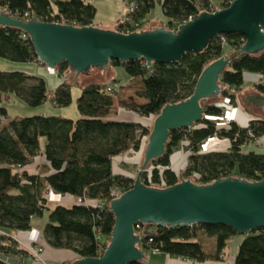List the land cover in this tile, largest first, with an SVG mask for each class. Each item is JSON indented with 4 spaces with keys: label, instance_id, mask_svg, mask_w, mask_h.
Listing matches in <instances>:
<instances>
[{
    "label": "trees",
    "instance_id": "1",
    "mask_svg": "<svg viewBox=\"0 0 264 264\" xmlns=\"http://www.w3.org/2000/svg\"><path fill=\"white\" fill-rule=\"evenodd\" d=\"M156 1L166 18L164 25L170 30L202 11L208 12L211 4L210 0H127V4L134 3V9L125 15L127 20L124 17L117 22L115 30L128 33L145 29ZM218 1L220 7L230 4V0ZM0 7L22 20L36 18L75 26L94 25L96 13L91 0H0ZM223 37L225 42L218 36L203 52H189L175 63L147 66L142 58L124 63L112 60L110 65L121 66L129 77L141 80L137 95L144 101L132 102L127 105L128 110L137 117H155L166 103L189 97L203 68L221 56L229 59L219 81L223 99L234 106L245 73L260 75L261 81L255 87L264 92V52L240 53L244 42L240 33ZM0 58L38 62L29 36L10 27H0ZM67 69L68 64L63 61L55 73L65 77ZM118 82L112 79L110 84L82 85L77 99L81 117L77 120L34 115L6 122V109L0 107V230L10 235L29 231L32 220L48 210V220L41 232L47 246L69 250L76 258L98 257L103 253L114 225L109 210L114 199L112 193H123L133 185L132 178L114 171L113 159L129 151L143 150L151 129L140 120L110 118ZM71 86L66 78L50 96L43 78L22 71L0 70V97L13 93L33 107L48 100L55 106L70 104ZM220 102L206 100L201 122L170 132L164 155L152 161L155 167H149L141 176L145 185L164 188L182 179L206 184L228 176L248 181L264 178V153L245 150L251 142L264 137V119L248 118L245 124L238 120L231 121L228 127H218L219 117L225 112ZM213 136L226 139L229 145L225 149L203 151L202 144ZM42 138L47 166L41 164L40 171L32 174L27 167L40 155ZM182 146L189 155L178 171L171 166L172 155ZM49 192L81 198V203H51L47 198ZM49 204L55 206L50 209ZM145 228L152 242L142 245L143 249L158 248L159 253L196 261L220 259L230 237L237 234L225 225L168 228L145 224ZM208 241L213 242L212 251L208 250ZM26 256V251L11 237L0 235V264H7L5 257L10 258L9 264H20ZM235 264H264V228L244 234Z\"/></svg>",
    "mask_w": 264,
    "mask_h": 264
},
{
    "label": "water",
    "instance_id": "2",
    "mask_svg": "<svg viewBox=\"0 0 264 264\" xmlns=\"http://www.w3.org/2000/svg\"><path fill=\"white\" fill-rule=\"evenodd\" d=\"M0 27L17 28L28 35L38 62L47 68L56 70L65 61L67 74H74L79 81H93V77H104L103 70L112 60L124 63L142 58L147 66L175 63L189 52H203L212 39L228 33L243 35L240 53L260 54L264 52V0H232L214 12L194 15L175 30L152 25L124 33L94 25L75 26L36 18L22 20L1 7ZM228 65L225 56L213 60L203 68L189 97L161 108L153 119L132 187L109 203L114 225L106 248L98 257L75 258L70 264L143 262L145 253L135 232L138 224L168 228L225 225L242 235L264 228V178L248 181L228 176L206 184L182 179L164 188L142 182L147 166L164 155L170 132L202 121L203 102L221 94L219 81ZM250 100L263 105L264 97L254 94Z\"/></svg>",
    "mask_w": 264,
    "mask_h": 264
},
{
    "label": "rangeland",
    "instance_id": "3",
    "mask_svg": "<svg viewBox=\"0 0 264 264\" xmlns=\"http://www.w3.org/2000/svg\"><path fill=\"white\" fill-rule=\"evenodd\" d=\"M210 2L214 6L218 8L220 7L219 5L220 1L210 0ZM91 3L96 9V13H95L94 21H93L95 25L111 22L113 23L112 25L115 26L116 28V24L118 20L122 19L124 15L127 14L128 12L127 5L122 0H91ZM164 20H166V18L163 15L162 8L159 2L156 1L152 11L150 12L147 18V21L144 27L145 29H148L152 25H157L161 23V21H164ZM92 69H95V68H92ZM0 70L2 71H22L29 75L41 77L45 80L47 84L48 92L50 94H52L56 90L57 86L63 80L66 79L64 77H60L59 75H57L55 73L56 70L55 72H51L45 65H42L41 63H36V62H17V61H11L8 59L0 58ZM65 74L67 75V79H68L67 81L69 83H72L70 104L66 106H55L50 100H48L39 106L33 107V106L28 105L24 99L20 98L19 96L13 93L5 94L0 97V107H4L6 109V112H7L6 122L9 120L15 119V118H21L25 116H34V115H44V116L53 115V116H60V117H66V118H70L73 120H77L78 118L81 117L78 111V107H77V99L81 93V86L88 84V83H92V82L93 83H106V84L111 83V81L107 79V76L105 74H104V77H101V79L97 77H93V81H90V80L79 81V80H76V78H74V74H67V72ZM115 76L119 78L122 75H120L119 72H117ZM117 84H119V82ZM244 84L245 85L248 84L246 80L244 81ZM141 87H142V84L139 78L132 80L129 84H126L124 86L119 85L118 94L114 98V106L112 108L111 115L112 114L116 115L118 113L117 112L118 109H121V108H123L124 110H128L127 105L132 104V102L142 103L144 100L137 95L138 92L141 90ZM221 87L223 91V86L221 85ZM222 99H223L222 95L220 94L217 98L209 99L207 100V102H210V103L220 102ZM234 108L236 110L234 111L233 114L232 113L230 114H232V116L237 120L240 117L243 119L242 117L243 115L241 114L237 115L238 108L236 107ZM131 116L133 120H140L144 125L146 126L149 125V127L150 126L152 127V122H153L154 117H139V116L137 117L136 114L134 113L124 112V115L119 117V119L129 120L131 119ZM0 120H2V118ZM225 121H226V118H225V113H224L223 119L219 120V123L221 124L218 125L217 123V126L218 127L225 126L224 124ZM243 122L246 123L247 121H243ZM41 140L43 141V138ZM225 142H226V145H220V146H217L216 148L221 147L220 149L222 148L225 149L229 145L228 141H225ZM261 142L262 140H260L259 142L253 141L250 143L251 146L248 145L245 150L247 151L249 149H253L255 151V150H258L256 148H262L263 145L261 146ZM216 150H219V149H216ZM177 154H179L178 157L182 159L183 163L185 160L187 161L189 153L186 152V149L183 146L178 148V150L175 151V153L172 155V160H173V157ZM176 159L177 157H175V160ZM142 161H143V150L142 149L138 151H129V152L123 153L113 159L114 171L116 173H121L123 175L129 176L130 178L134 179V177L137 174L138 169L140 168ZM171 166H174L173 163ZM149 167L150 169H153L155 165L150 163L147 166L146 170H148ZM181 169H182V163L177 167L178 171H180ZM48 214H49L48 210H44L42 216L36 217L35 221L32 222V226H33L32 228H34L35 232L36 231L39 232L40 236H41L43 226L48 220ZM12 235L16 236V234L15 235L12 234ZM41 242L43 246V256L49 264H59V262L61 261H66L67 263H71L70 262L71 260L63 258V257H66L69 250L63 251L61 249H53L47 246V244H45L42 241V239H41ZM52 250H54V252L59 251L58 253H56L59 255L58 256L53 255L50 252ZM23 260L27 264H33L34 259L31 256L27 255L26 257L23 258Z\"/></svg>",
    "mask_w": 264,
    "mask_h": 264
},
{
    "label": "crops",
    "instance_id": "4",
    "mask_svg": "<svg viewBox=\"0 0 264 264\" xmlns=\"http://www.w3.org/2000/svg\"><path fill=\"white\" fill-rule=\"evenodd\" d=\"M126 15V14H125ZM124 15V17H125ZM123 17V18H124ZM122 18V19H123ZM119 19V20H122ZM118 20V21H119ZM166 23V20L161 21V23L157 24L158 26L160 25H164ZM113 23L111 22H107L105 24H97L94 26H98L101 28H106V29H115V26L112 25ZM39 63V62H36ZM104 74L107 76V79L109 81H111L112 79H116L117 81H119V85L124 86L126 84H129L132 80H134L135 78L129 77L124 69L121 66H112L110 65L108 68H105L103 70ZM119 72L120 75H122L121 77L117 78L115 75L116 73ZM67 78V77H66ZM123 78V80H122ZM260 78V75L258 74H246L244 76V81L246 80L248 84H242V86L240 87L239 91L236 92V97H235V104L234 107L238 108L237 109V115L241 114L243 115V119L239 118L238 120L240 122H242L243 124H245L243 121H247L248 118H260V119H264V101H263V105H255L251 100H250V96L254 95V94H261L264 97V92H260L256 89L255 85L256 83L260 82L257 81V79ZM68 80V79H67ZM121 80V81H120ZM250 82V83H249ZM93 83V82H92ZM91 84V83H88ZM87 85V84H85ZM52 96V94L50 95ZM118 113L112 114L110 116L111 119H119V117H121L122 115H124V112H129L132 113L129 110H124L123 108L118 109L117 111ZM238 117V116H236ZM122 120V119H119ZM129 120H133L132 116L131 119ZM262 142H261V146H264V137L261 138ZM44 139L43 141L40 140V155H38L36 158H34L33 162L27 167V170L32 173H38L40 171V166L41 164L46 165L44 156H43V149H44ZM215 144H217V142H212L211 145L214 146ZM260 146V147H261ZM262 146V148H256L258 150H255L256 152H263L264 153V147ZM262 149V150H261ZM249 150H253V149H249ZM248 151V150H247ZM179 154L175 155V157H177V159L172 160V163L174 166H172L173 168H177L181 163L182 165L184 164L182 162V159L180 157H178ZM47 166V165H46ZM121 174V173H119ZM47 197L50 198V202L51 203H55V202H65V203H71L73 202V198L66 196L63 198V200L60 199V197L53 193V192H49V194H47ZM55 205H48V208H52ZM35 219L32 220V222H34ZM14 235H19V238H22V240L28 242V240H30V238L34 237L36 235L35 231L32 232H24L21 234L18 233H13ZM244 238V235L242 234H236L232 237H230V239L227 242L226 247L223 250V253L221 254V258L220 259H207L205 261H196V260H190V259H183V258H177V257H172L170 255H167L165 253H149L147 254V264H235V256L237 254L239 245L242 241V239ZM208 245V250L212 251L213 250V242L212 241H208L207 243ZM65 251V250H63ZM53 255H59L56 254L59 251L54 252V250L50 251ZM67 252V251H66ZM65 259H69V260H73L74 258H76V256L72 253V252H68L66 257H63Z\"/></svg>",
    "mask_w": 264,
    "mask_h": 264
},
{
    "label": "built area",
    "instance_id": "5",
    "mask_svg": "<svg viewBox=\"0 0 264 264\" xmlns=\"http://www.w3.org/2000/svg\"><path fill=\"white\" fill-rule=\"evenodd\" d=\"M126 5H127V8H128V12H131L133 9H134V3L131 2V3H128L127 4V0H122ZM229 1V0H228ZM232 0H230V3H231ZM219 9L218 7L214 6L213 4H210L209 8H208V12H214L215 10ZM125 19L127 20V16L125 17ZM222 42H225L224 41V37L223 35H219ZM49 69V68H48ZM51 72H55V70H51L49 69ZM257 81H260V78L257 79ZM116 86V85H115ZM220 106L224 108L225 110V118H226V121L224 122L225 126L224 127H228L229 123L231 121H238L237 119H235L233 116H229L228 114L230 113H234V111L236 110L234 108V106H232L230 103H229V100L228 99H223L221 102H220ZM208 118L210 119H215L214 117H210V116H207ZM223 119V117H219V120ZM221 123L218 122V125H220ZM221 127V126H219ZM147 139V138H146ZM261 140L260 139H257L255 140L256 142H259ZM222 141H227L226 139H219L217 138L216 136H213L211 138H209L206 142H204L202 144V150L203 151H210V150H215V149H220L219 148H213V149H207V145L210 143V142H222ZM249 146H251V144H249ZM121 193L119 192H113L112 195L114 198L118 197ZM60 197L61 200H63V196L61 195H58ZM49 200L50 198L47 197ZM73 201L77 202V203H81V198H75L73 199ZM61 203H64V202H61ZM34 230V228H32L31 230L29 231H23V232H18V234H21V233H24V232H32ZM35 231V230H34ZM37 232V231H36ZM135 232L140 236L141 238V248H142V245L146 244V243H150L152 242V239L151 238H148L147 236V233H146V228H145V224H138L135 226ZM0 235L2 236H9L11 237V239H13L15 242H17L27 253V255L31 256L34 260H33V264H49L46 259L44 258L43 256V246H42V242H41V239H42V234L41 236L39 235V232L36 233V235L32 238H30V240H28V242H24V240L20 239L19 238V235H16V236H13L12 234H8L2 230H0ZM148 238V240H147ZM147 241V242H146ZM7 243V241H6ZM5 243V244H6ZM143 249V248H142ZM144 253H145V260L143 261V264H147V261H146V256L147 254L149 253H159V250L158 248H152L151 250H145L143 249ZM10 258L9 257H5L4 258V261L7 262V264H9V261ZM19 264V262H18ZM20 264H25V261H22ZM59 264H64L63 261L59 262Z\"/></svg>",
    "mask_w": 264,
    "mask_h": 264
},
{
    "label": "bare ground",
    "instance_id": "6",
    "mask_svg": "<svg viewBox=\"0 0 264 264\" xmlns=\"http://www.w3.org/2000/svg\"><path fill=\"white\" fill-rule=\"evenodd\" d=\"M229 116H232V114H229ZM212 142H210L208 145H207V149H213V148H216L217 146H220V145H226V142H217V144H215L214 146L211 145ZM221 148V147H220Z\"/></svg>",
    "mask_w": 264,
    "mask_h": 264
}]
</instances>
